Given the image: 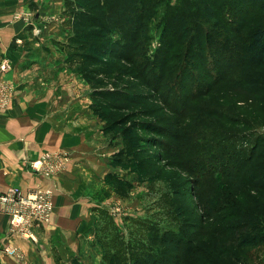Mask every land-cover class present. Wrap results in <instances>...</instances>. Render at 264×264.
Returning a JSON list of instances; mask_svg holds the SVG:
<instances>
[{
    "label": "trees",
    "instance_id": "obj_1",
    "mask_svg": "<svg viewBox=\"0 0 264 264\" xmlns=\"http://www.w3.org/2000/svg\"><path fill=\"white\" fill-rule=\"evenodd\" d=\"M164 1L72 0L68 4L69 24L73 31L68 38L67 46L72 53L68 61L74 64L76 57L80 59L76 63L92 88L94 113L102 117L106 110L116 113L114 124L128 126L124 137L127 147L115 159L142 163L163 160L197 179L195 197L197 209L202 212L199 218L184 223L182 237L168 230L162 236H154L152 228L149 239L130 234L126 239L128 244L131 242L128 252L133 249V255L137 256L130 264H220L219 257L235 256L238 250L264 242V236L259 239L260 231L264 230V138L258 137L249 148L243 146L245 140L240 136H224L217 122L199 120L200 112L221 117L197 104L205 93L201 92L200 84L194 88L195 93H189L173 104L171 94L175 85L182 83L185 73L194 67L187 62L177 67L175 61L184 57V49L193 54L198 50L197 44L203 48L205 41H195L200 35L207 36L209 30L204 22L209 23L215 18L219 29L222 24L224 30L240 42L245 40L242 45L253 65H263L264 0H238L237 3L181 0L174 8H167L163 18L162 48L159 55L149 56L150 38L149 32H144L145 23L154 15L153 9ZM244 6L247 9L242 8ZM235 7L240 10L239 14L234 13ZM129 21L137 22L138 27L130 29ZM250 28H253L252 32L243 37L241 32ZM120 35L124 36L123 40H119ZM224 44L229 45L226 41ZM214 49L209 47L208 53L217 56L212 59L217 63L220 56ZM224 55L231 64L222 76L220 73L214 75L206 93L221 81L220 84L235 90L232 92L236 93L237 104H257L256 96L264 95V84L246 76L244 63L237 62L232 66V56L227 51ZM176 73L175 80L167 81ZM186 120L190 123L185 124ZM166 127L171 130L166 131ZM133 129L167 142L149 139L136 144L130 140ZM203 139H206L204 144ZM236 143H241L239 148ZM158 146L168 148V153H162L165 158L151 156L152 149ZM113 164L118 165L115 160ZM112 182L117 186L118 195L126 198L130 185L121 180ZM180 200L177 194L175 203ZM184 205L188 210V204ZM209 237L218 242L217 246L223 247L215 250V255L197 246L200 239ZM227 241L233 246L226 247L224 242ZM153 247L162 249V255L157 257L150 252ZM143 251L146 255L141 257Z\"/></svg>",
    "mask_w": 264,
    "mask_h": 264
},
{
    "label": "crops",
    "instance_id": "obj_2",
    "mask_svg": "<svg viewBox=\"0 0 264 264\" xmlns=\"http://www.w3.org/2000/svg\"><path fill=\"white\" fill-rule=\"evenodd\" d=\"M60 1L0 0V62L11 67L0 77L16 86L10 109L0 112V194L13 187L26 193L54 189L52 222L31 240L11 236L0 204V264H100L95 231L103 211L116 206L107 204L106 194L107 176L117 170L111 155L119 150L94 115L87 86L65 69L66 59L53 43L64 39L63 25L43 28L37 39L27 25L11 21L13 13L30 11L37 25L43 15L64 9ZM60 151L71 158L60 176L47 180L32 170L45 153ZM6 247L20 249L24 259L8 256Z\"/></svg>",
    "mask_w": 264,
    "mask_h": 264
},
{
    "label": "rangeland",
    "instance_id": "obj_3",
    "mask_svg": "<svg viewBox=\"0 0 264 264\" xmlns=\"http://www.w3.org/2000/svg\"><path fill=\"white\" fill-rule=\"evenodd\" d=\"M180 1L181 0H165L164 3L153 9L154 15L147 18L144 32H149L150 43L147 48L149 56H157V54L160 53L159 51L162 48L165 28L163 18L167 8H174ZM229 1L234 3L238 2V0ZM60 2L65 6L64 9H61L59 14L48 16L43 15L42 20L37 22V25L33 18L30 19V16L32 15L30 11L13 13L11 21L13 23L19 22L27 25L26 29L31 34L30 36L37 39L42 37L43 28L45 29L48 26L57 23L63 25L66 32L64 39L61 42L54 41L53 43L66 59L65 69L76 74L84 82L82 84L87 86L91 97L92 88L81 75L80 66L76 63L79 62L80 59L76 57L74 64H70L68 61V58L72 57L71 49L67 46L68 38L73 34L72 28L69 24L71 16L68 12V4L72 2V0H61ZM138 6L139 5H137V8ZM242 8L246 7L244 6ZM233 9H235L234 13L239 14L240 10H238V8L235 7ZM134 26L135 28L138 27V23L129 21V28L132 29ZM204 26L209 30L207 36L202 37V35H200L195 41L196 43L199 41H205L203 42V48L202 46L199 48V44H197L199 50L198 54V50L195 53L192 54L191 52L190 54L185 52L184 49L182 51L184 57H182V55L179 58L180 60L175 61V63L177 62V67L182 63L187 62L189 65L194 64L195 68H190L188 73H185L186 76L184 77L183 82L181 83L179 80L180 82L175 85L176 87L173 89V94H171V102L174 104L184 99L189 93H195L196 91L194 88L197 84H200L201 92L205 93L201 95V99L200 101H197V104L205 111H213L221 117L215 118L216 116H211L207 112H200L201 114H199L198 117L199 120L205 119L217 122L220 125L221 132H223L224 136H240L245 140L243 146L252 148L253 142L258 137L264 138V95L256 96L257 104L239 105L236 103V93L232 92L235 90H231L227 84H220L221 81L216 84L210 92L206 93V91L208 85L213 81L214 75L220 73L219 75L222 76L231 64V62L227 60L226 55H224L226 51L233 58L232 66L237 62L244 63V72L246 76L252 81H259L260 84H264V63L263 65H253L250 62L251 57L246 53L245 48L242 45L245 40L240 42L236 37H233L231 33L224 30L222 24L221 29H219L217 19L212 18L209 20V23L204 22ZM252 30L253 28H250L241 33H243V37H246L252 32ZM123 37L124 36L121 35L118 36L119 40H123ZM115 40H117V38ZM225 41L228 42L229 45L225 46ZM18 43L22 44V42ZM209 47H214L216 54L218 50L220 59H218L217 63L212 61V59L217 56L213 54L211 56V54L208 53ZM75 54L79 53L75 52ZM108 60L110 59L108 58ZM210 64L212 66V72L209 69ZM5 66H8L9 68L3 70V67ZM10 69L11 67L8 64V61H4L3 63L0 62V74L7 73L11 71ZM176 75L177 73L170 75L167 81L171 79L175 80ZM217 78L218 77L215 79ZM217 85L218 87H216ZM15 94V84L11 80H7L1 76L0 112H6L10 109ZM91 104H93V101ZM94 115L104 123L103 127L106 129V134L110 136L109 140H113L119 150L111 155V160L113 162L115 160L118 165L116 167L117 170H113V172L107 176V180L110 183V193L106 194V198L109 200L107 204L116 203V206L107 209L108 213L103 211V216L101 218L102 224L100 228L95 231L94 235L100 250V264H115L116 262V264H130L131 260H136L137 257L133 255V249H130V253L128 252V248L131 247V242L128 244V240L126 241V239L130 234H134V236L140 237L144 240L146 238L149 239V230L152 228L154 236H162L163 232L168 230L182 237L184 223L195 221L199 218L198 216H200L202 212L197 209L198 207L195 197L196 186L198 188L196 182L197 179L190 177V175L183 172L181 169L167 165L166 161L163 160H155L156 162L152 161L153 163L145 161V164V162H126L115 159V156L124 151L127 147V141L124 137L125 132L128 130V126L121 123L115 125L113 119L117 115L108 110L105 111L104 117L95 113ZM184 123L187 124L190 123V121L186 120ZM169 130H171V127H166V131ZM129 135L131 136L130 140H133L136 144H138V142L140 143V140L145 141L149 139L160 140L163 143L167 142L165 139H161L156 135H151L138 129L131 130ZM205 142L206 139H203L202 143L204 144ZM240 145L241 143H236L237 148H239ZM163 152L168 153V148L161 146V148L152 149L151 156L162 158ZM54 154L61 160H68L66 168L71 163L70 154L68 152L60 151L55 152ZM163 158H165V155ZM112 180H121L125 184L130 185V190L127 192L126 198H122L118 195L116 191L117 186H115ZM175 192L179 194V198H181L182 201L180 200L178 203H175V200H177V194H175ZM185 203L188 204V210H185ZM173 204L176 207H174ZM112 213H114V215ZM136 219L139 220L137 222L133 221ZM131 220L136 224L131 223ZM259 234V239H261L264 236V230L260 231ZM209 238L200 239L197 242L198 245H196L200 248L203 247L206 250H209L208 252L215 255V250L223 247L217 246L216 243L218 242L213 240L212 237ZM224 243L226 247L233 246V244L228 241ZM147 252H149V250H147ZM150 252L157 254L156 256L159 257L162 255L163 250L159 247H153V250ZM237 252L238 253H236L235 256L227 255L225 257H217L219 263L264 264V242H257L255 245L245 247ZM128 254L132 258H129ZM145 255L146 254L143 251L140 256L144 257ZM195 257L196 256H194V258ZM78 264L83 263L78 262Z\"/></svg>",
    "mask_w": 264,
    "mask_h": 264
},
{
    "label": "built area",
    "instance_id": "obj_4",
    "mask_svg": "<svg viewBox=\"0 0 264 264\" xmlns=\"http://www.w3.org/2000/svg\"><path fill=\"white\" fill-rule=\"evenodd\" d=\"M9 67H3L7 70ZM68 160H61L54 153H47L31 164L35 173L47 180H53L63 173ZM52 187H43L33 192L26 193L20 188L6 190L0 195V202L5 214L8 216L11 236L23 239H34L36 230L42 226L50 225L53 214ZM4 252L13 258L22 261L24 259L20 249L6 247Z\"/></svg>",
    "mask_w": 264,
    "mask_h": 264
}]
</instances>
